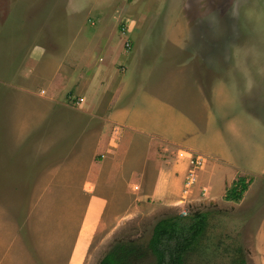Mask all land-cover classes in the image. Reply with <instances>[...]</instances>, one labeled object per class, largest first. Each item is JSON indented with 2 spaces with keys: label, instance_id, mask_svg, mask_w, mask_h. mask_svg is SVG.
I'll list each match as a JSON object with an SVG mask.
<instances>
[{
  "label": "rangeland",
  "instance_id": "1",
  "mask_svg": "<svg viewBox=\"0 0 264 264\" xmlns=\"http://www.w3.org/2000/svg\"><path fill=\"white\" fill-rule=\"evenodd\" d=\"M100 35L116 39L123 60L115 71L135 82L120 95L133 90L135 97L147 84L149 91L172 94L180 84L186 87L178 100L188 109L199 107V88L214 111L229 113L231 129L264 131V0H0V264H98L116 240L145 243L160 218L195 211L209 213L208 226L185 264H235L237 248L246 264H264V181L249 190L246 176L237 202L193 203L197 180L188 188L186 175L197 154L189 151L176 206L147 213L136 201L113 225L125 205L113 198L105 223H84L90 194L112 197L127 186V159L148 158L157 167L174 157L173 146L153 139L119 146L116 138L115 151L97 152L101 131L94 124L77 128L85 78L78 59L100 47ZM62 56L69 81H62V70L48 85L35 65L42 71L47 59ZM152 260L146 255L143 264Z\"/></svg>",
  "mask_w": 264,
  "mask_h": 264
},
{
  "label": "crops",
  "instance_id": "2",
  "mask_svg": "<svg viewBox=\"0 0 264 264\" xmlns=\"http://www.w3.org/2000/svg\"><path fill=\"white\" fill-rule=\"evenodd\" d=\"M100 36H103L99 39L100 47L94 52L92 50L86 57L78 59L80 69L84 71L80 76L85 75V78L80 84L82 88H78L77 93L80 96L77 100H81L80 110L77 113V128L79 131H88L94 124V131H101L96 144L97 152L115 151L118 145L130 146L138 139H143L148 144L149 140L153 139L173 146L174 157L168 166L158 165L157 167L153 163L150 164L148 158L142 163L138 159L134 162L131 160L128 162L129 159H127L124 165L127 169L131 167V170H127V179L122 181L127 186L112 197L103 193L90 194L84 217L86 225L91 228L92 225H96L97 221L105 223V217L111 214L113 205L117 203H109V199L113 198L125 204L117 215H113L114 222L111 223L113 225L137 207L135 206L136 201H139V208L147 213L152 208L160 206L167 208L176 206L182 196L185 175L191 162L186 155L188 151L205 158L203 166L196 170L197 184L192 191L193 203L206 200L210 205H215L227 201L225 200L226 189L240 177L245 178L251 175L249 190L260 184L263 185L264 131H245V127L231 129L227 122L230 117L229 113L226 112L224 115V112L221 114L214 111L207 104L199 88H197L199 94L196 95L199 107L188 109L183 107L182 102L178 100L180 97L178 92L181 93L180 88L186 87L180 84L174 86L172 94L149 91L147 84L144 93L138 91L134 97L133 90H131L132 93L126 96V90L135 82H131L126 76L125 78L120 77L115 71L119 60H123L115 53L116 39L112 36ZM70 46L71 44L68 45ZM71 50L72 48L68 50V53ZM124 54L129 53L124 52ZM64 57L62 56L61 62H57L58 58L54 61L51 57L44 63V70L41 71L38 65H35L34 70L36 73H45L44 78L48 85L55 82L53 76L62 70L60 75L62 81H69V70L63 66L64 64L62 65ZM56 64L59 65L55 67L52 77H49L48 74L53 72ZM116 79L122 80H119L120 83L116 85L113 93ZM190 86L187 88H191L192 93L193 81ZM122 88L125 90L124 95L119 94ZM110 91L112 97L108 95ZM168 95H173L174 98H167ZM123 99L125 100L122 102ZM48 101L52 104L56 103V99L53 98ZM221 105L218 106L219 111ZM50 111L45 110L48 115ZM116 138H118V145L114 142ZM180 151L185 154H181ZM108 162L110 166H116L114 162ZM129 163H132V166ZM132 167H136L137 170L133 172ZM138 184L141 188H138ZM201 189H205L203 197H200ZM124 200L127 202L124 203ZM261 236L259 229L255 239L260 240ZM78 241L81 242L82 239Z\"/></svg>",
  "mask_w": 264,
  "mask_h": 264
},
{
  "label": "trees",
  "instance_id": "3",
  "mask_svg": "<svg viewBox=\"0 0 264 264\" xmlns=\"http://www.w3.org/2000/svg\"><path fill=\"white\" fill-rule=\"evenodd\" d=\"M247 184L244 177L238 178L227 189L225 200L239 201ZM208 216V212L195 211L160 218L145 243L118 239L98 264H143L149 254L153 260L147 264H185L186 257L196 250L206 233ZM234 254L235 264H246L240 248L235 249Z\"/></svg>",
  "mask_w": 264,
  "mask_h": 264
},
{
  "label": "built area",
  "instance_id": "4",
  "mask_svg": "<svg viewBox=\"0 0 264 264\" xmlns=\"http://www.w3.org/2000/svg\"><path fill=\"white\" fill-rule=\"evenodd\" d=\"M124 45H125V48H127V49L130 47L128 42H126ZM204 163H205V158L200 156V155H197L196 157L193 158V166H192L191 170H189L187 175H186V186L188 188L192 187L197 180L196 175H195V169L201 168ZM202 191L205 192V189H203ZM185 192H186V190H184V193Z\"/></svg>",
  "mask_w": 264,
  "mask_h": 264
}]
</instances>
